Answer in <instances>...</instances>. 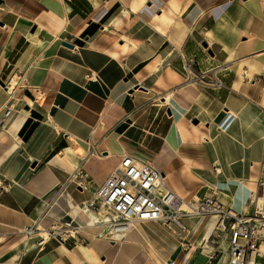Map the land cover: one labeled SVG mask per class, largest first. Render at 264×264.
I'll use <instances>...</instances> for the list:
<instances>
[{
    "label": "crops",
    "instance_id": "crops-1",
    "mask_svg": "<svg viewBox=\"0 0 264 264\" xmlns=\"http://www.w3.org/2000/svg\"><path fill=\"white\" fill-rule=\"evenodd\" d=\"M52 1L0 0V109L10 93L15 108L0 126V264H163L145 243L175 264H227L209 256L226 248L216 216L184 218L182 250L142 223L112 243L83 204L127 154L178 197L248 212L264 174V89L241 72L264 70V0H59L58 39ZM215 78L222 87L204 84ZM51 227L75 233L39 247Z\"/></svg>",
    "mask_w": 264,
    "mask_h": 264
},
{
    "label": "built area",
    "instance_id": "built-area-1",
    "mask_svg": "<svg viewBox=\"0 0 264 264\" xmlns=\"http://www.w3.org/2000/svg\"><path fill=\"white\" fill-rule=\"evenodd\" d=\"M179 56L184 71L192 81H203L202 73L197 75L193 72L196 59L185 58L181 52ZM241 75L245 81L256 83L264 89V70L252 75L243 69ZM7 83H2L6 90ZM204 84L213 88L222 87V82L218 78ZM12 96L10 93V97L0 109V126L14 112ZM260 168L264 173V148ZM160 179V172L149 161L125 154L114 165L105 182L87 198L83 206L100 217L99 221L105 226V232L112 243L116 242L114 234L123 235L139 223L158 222L170 231H177L182 250H188L192 246L187 240L189 230L183 219L191 215L216 216V229L223 235L226 248H213L209 253L210 258L219 260L225 254L227 264H264V174L258 180L257 191L249 197L248 212L236 211L214 197L194 199L193 206L183 208L182 198L163 186ZM75 182L79 188L84 189L89 179L85 173L79 171L75 175ZM35 231L34 226L24 229L27 235ZM48 233L49 237L41 235L38 238L39 247L49 238L75 232L51 227ZM168 263L175 264L173 260H169Z\"/></svg>",
    "mask_w": 264,
    "mask_h": 264
},
{
    "label": "bare ground",
    "instance_id": "bare-ground-1",
    "mask_svg": "<svg viewBox=\"0 0 264 264\" xmlns=\"http://www.w3.org/2000/svg\"><path fill=\"white\" fill-rule=\"evenodd\" d=\"M50 6L52 7V8H61L62 9V3H60V1L59 0H55V1H52L51 3H50ZM60 29H59V31H58V33L57 34H55V35H53V37H52V39H58L59 38V36H60V34H61V32H63L64 30H66L67 29V25H66V23H65V17H64V13H63V9H62V19H61V22H60ZM16 80H17V77L16 76H14V77H12L9 81H8V83H7V87H8V90L9 91H12V88H13V86L15 85V83H16ZM38 99V102H41V94L40 95H38V97H37ZM225 127H226V125H225ZM76 150V152H79V153H82V149H80V148H77V149H75ZM161 183H162V177H161ZM163 184V183H162ZM194 199H197L196 197L194 198ZM194 199H192V198H182V207L183 208H190L191 206H193L195 203L193 202V200ZM190 217H192V219H193V221H196L198 218H199V216H197V215H191ZM104 229H105V226L103 225L102 226ZM136 228V227H135ZM129 232V231H128ZM128 232H126L125 234H123V235H120V234H114L113 235V238L114 239H116V242H118L119 241V239H120V241H122V240H124L125 238H127V236H128ZM172 232H174V234L175 235H179L175 230H172L171 232H168L169 233V235H171L173 238H176V236L172 233ZM43 236H45V237H49V233H48V231H44L43 232V234H42ZM140 235V234H139ZM146 235L148 236V237H151L153 234L152 233H150L149 232V230H146ZM141 236H143V234L141 233ZM133 238V237H132ZM139 240V239H138ZM152 240V239H151ZM153 246V245H152ZM152 250H155V248L154 249H152ZM158 249H156L155 251H154V256H155V259H157L158 261H160L161 263H163V264H169L168 263V261L170 260L169 259V257L167 256L166 258H163L162 256H161V254H160V252L159 251H157ZM175 263V262H174Z\"/></svg>",
    "mask_w": 264,
    "mask_h": 264
},
{
    "label": "rangeland",
    "instance_id": "rangeland-1",
    "mask_svg": "<svg viewBox=\"0 0 264 264\" xmlns=\"http://www.w3.org/2000/svg\"><path fill=\"white\" fill-rule=\"evenodd\" d=\"M146 224H151V226L154 228V229H156V231H162V232H165V231H167V232H171L167 227H165V226H160V225H158V224H155V223H142L141 225H139L140 227L141 226H143V227H145L146 226ZM139 226H138V229H139ZM177 232V231H176ZM173 234H174V232H172ZM175 235V234H174ZM176 236V238H174L175 239V241H176V244H178L179 243V247H180V237H179V235H175ZM211 240H213V244H221L222 246H224L225 244H224V241L221 239L220 240V237H219V235H217V234H215V236L211 239ZM220 240V241H219ZM144 245V248L146 249V248H148V250H149V253H150V256H154V251L152 250V247H151V245L149 244V243H145V244H143Z\"/></svg>",
    "mask_w": 264,
    "mask_h": 264
},
{
    "label": "water",
    "instance_id": "water-1",
    "mask_svg": "<svg viewBox=\"0 0 264 264\" xmlns=\"http://www.w3.org/2000/svg\"><path fill=\"white\" fill-rule=\"evenodd\" d=\"M62 44L65 45V46H68V47H72V44H70V43H68V42H63ZM202 45H203L204 47H206V44H205V43H203Z\"/></svg>",
    "mask_w": 264,
    "mask_h": 264
}]
</instances>
